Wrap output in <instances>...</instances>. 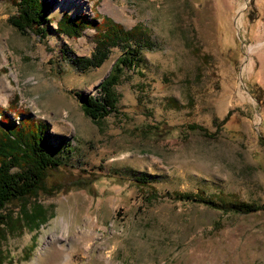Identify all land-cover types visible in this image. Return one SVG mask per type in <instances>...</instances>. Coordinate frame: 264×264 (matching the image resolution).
<instances>
[{
    "label": "rangeland",
    "instance_id": "1",
    "mask_svg": "<svg viewBox=\"0 0 264 264\" xmlns=\"http://www.w3.org/2000/svg\"><path fill=\"white\" fill-rule=\"evenodd\" d=\"M56 2L49 0L53 22L40 40L12 26L15 8L0 0V107L15 104L12 117L46 122L66 164L49 173L52 194L28 203L48 210L46 222L7 233L3 264H264V210L225 213L166 195L202 189L264 205V0ZM64 11L139 24L154 43L124 70L119 113L101 126L75 93L98 95L122 51L79 71L61 50L90 55L95 30L56 33ZM192 123L216 135L188 130ZM140 174L151 183L135 182ZM152 189L159 197L147 201Z\"/></svg>",
    "mask_w": 264,
    "mask_h": 264
},
{
    "label": "trees",
    "instance_id": "2",
    "mask_svg": "<svg viewBox=\"0 0 264 264\" xmlns=\"http://www.w3.org/2000/svg\"><path fill=\"white\" fill-rule=\"evenodd\" d=\"M9 1L15 8V13L9 17L12 26L22 34L32 33L40 40H45L53 22L49 16V0ZM55 24L56 33L70 38L80 37L87 28L95 30V46L90 55L79 56L68 47L61 50V55L68 58L79 71L101 66L114 48L122 51L108 76L100 83L98 95L82 96L75 93L84 114L96 125L101 126L107 116L119 113L117 103L120 95L116 85L120 82L124 70L138 67L141 52L153 49L154 43L139 24L126 29L121 23L107 16L102 20L98 17L89 19L85 14L73 16L64 11ZM50 63L54 64V61ZM252 92L257 100L262 101L260 94ZM13 109H16L15 104H10L7 109L0 107V264L7 258L2 249V242L7 233L14 231L22 223L35 229L46 222L48 210L36 201L28 208V203L30 199L37 198L40 192L52 194L46 186L49 173L66 165L56 156L61 142H51L53 135L49 132L50 126L25 112H19L18 116L12 117ZM229 117L230 114L222 121H215L217 131L222 130ZM186 128L192 131L199 129L210 137L216 135V132L194 123L188 124ZM134 181L143 185L151 183L147 174L135 176ZM150 193L151 196L145 198L147 201L159 197L154 189ZM166 195L176 201L202 203L225 213L247 214L264 210V205L232 199L223 193L208 195L202 189L195 193L174 191ZM15 201L21 203L20 212L16 216L7 209Z\"/></svg>",
    "mask_w": 264,
    "mask_h": 264
},
{
    "label": "bare ground",
    "instance_id": "3",
    "mask_svg": "<svg viewBox=\"0 0 264 264\" xmlns=\"http://www.w3.org/2000/svg\"><path fill=\"white\" fill-rule=\"evenodd\" d=\"M82 0H57L56 2V8H61V7H64L66 6L67 4H74V3H77V4H80ZM248 68L247 65L244 66V69Z\"/></svg>",
    "mask_w": 264,
    "mask_h": 264
}]
</instances>
